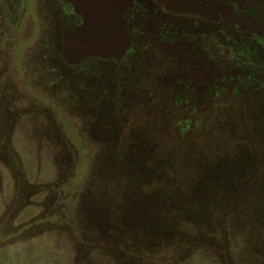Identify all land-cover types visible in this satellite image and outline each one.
Segmentation results:
<instances>
[{
    "label": "trees",
    "instance_id": "1",
    "mask_svg": "<svg viewBox=\"0 0 264 264\" xmlns=\"http://www.w3.org/2000/svg\"><path fill=\"white\" fill-rule=\"evenodd\" d=\"M187 1L110 0L107 24L127 47L80 61L98 151L80 223L45 228V264H188L203 250L207 263H264V0ZM45 3L59 44L84 35L70 4ZM52 193L42 214L65 198ZM225 234L241 236L243 261ZM28 254L18 249L14 264H31Z\"/></svg>",
    "mask_w": 264,
    "mask_h": 264
},
{
    "label": "rangeland",
    "instance_id": "2",
    "mask_svg": "<svg viewBox=\"0 0 264 264\" xmlns=\"http://www.w3.org/2000/svg\"><path fill=\"white\" fill-rule=\"evenodd\" d=\"M45 1L8 0L5 6L12 21V35L0 61V97H12L13 106L8 112L14 116L8 131L3 132L4 124L0 125V264H14L13 257L18 249L29 253L31 264H45L43 258L47 249L46 242L42 241L45 228L62 229L69 221L73 226L80 223L98 151V142L87 131L89 120L85 109L89 100L75 103L77 93L65 87L60 74L37 70L43 52L51 53L46 49L48 35L55 33ZM63 1L65 6L70 4L69 15L82 19L87 30L83 36L71 34L67 41L58 44L59 47L50 45L54 47L53 52L59 48L58 54L65 62L75 65L87 56L101 57V60L124 56L125 40L116 35L114 25L107 24V19H112L110 0ZM175 1L180 5L189 2ZM2 117L5 112L0 106ZM45 128L57 137L56 146L46 137ZM58 150L67 154L68 159L61 175L62 170L55 166L60 161H54L53 157ZM55 180L65 198L56 201L51 211L54 214H42L45 188ZM22 186L26 189H20ZM31 219H40L39 228L37 226L35 232L24 229L19 233L17 226ZM236 234L231 240L225 235L231 251L238 248L239 254L234 253L240 262L247 252L239 249L241 236ZM208 254L206 250L194 251L189 255L188 264H203Z\"/></svg>",
    "mask_w": 264,
    "mask_h": 264
},
{
    "label": "flooded vegetation",
    "instance_id": "3",
    "mask_svg": "<svg viewBox=\"0 0 264 264\" xmlns=\"http://www.w3.org/2000/svg\"><path fill=\"white\" fill-rule=\"evenodd\" d=\"M58 44H59L58 43V37L55 35V33H53V36L48 35V46L46 47V49L48 48L51 51V53L47 52L45 54L43 52L44 56L39 61V67L37 68L38 72L42 71L44 73H49V74H54V75L60 74V76L63 78V79H61V82L65 84V87H67L71 90H74L75 93H77L76 94L77 98H76L75 103H78V102L83 101V100H90L85 95L86 86L81 83L83 80H81V81L78 80L79 76L82 79H85L87 77V75H86L87 71H86L85 67H83V64L75 65L73 63H70L69 61L65 62V59H63V57L60 54H58L59 48H56V52H53L54 47H56V46L59 47ZM50 45H52L54 47H50ZM51 61H54V64H52ZM59 68H62V70H60ZM92 90H94V89H92ZM90 101H92V100H90ZM11 105L13 106L12 97H7L4 95H2V97H0V106H2L4 108V112H5V117L0 118V125H3V124L7 125V127L9 126V129L11 127L10 121L12 120V116H14V114H11V112H8L11 110L10 109ZM45 129L46 130H44V133L45 132L48 133L47 128H45ZM46 137L49 139L50 142H52L54 144V146H56V143H55V140H56L55 138H57L56 136L51 135V133L49 132L48 134H46ZM53 157H54V161H60L59 165H56L57 163H55V162L54 163H55L57 170H58V168L60 170H62V172H60V175L63 174V172L65 171L64 165L66 164V161H68L67 154H65L64 152H60L58 150V151H56V153L54 154ZM58 158H59V160H57ZM55 181H53L50 184L47 183V186L45 188L47 190L45 195H47V192L49 193V191H53V193L51 194V198H53V199L56 197V194H57V189H56L57 187L56 186L58 185V183H57L58 181H56V182ZM21 188L24 189V186L20 187V189Z\"/></svg>",
    "mask_w": 264,
    "mask_h": 264
}]
</instances>
